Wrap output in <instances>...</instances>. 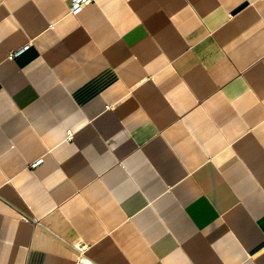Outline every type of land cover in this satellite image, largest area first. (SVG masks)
<instances>
[{
    "label": "crops",
    "instance_id": "0c3cea01",
    "mask_svg": "<svg viewBox=\"0 0 264 264\" xmlns=\"http://www.w3.org/2000/svg\"><path fill=\"white\" fill-rule=\"evenodd\" d=\"M72 1L0 0V264H264V0Z\"/></svg>",
    "mask_w": 264,
    "mask_h": 264
},
{
    "label": "built area",
    "instance_id": "2783aa9c",
    "mask_svg": "<svg viewBox=\"0 0 264 264\" xmlns=\"http://www.w3.org/2000/svg\"><path fill=\"white\" fill-rule=\"evenodd\" d=\"M93 0H73L70 4V11L72 13H76L78 12L79 9H81L82 7H84L86 4L92 2ZM18 55V53L16 54H12L10 55V58H16V56ZM110 106H107L106 108L109 109Z\"/></svg>",
    "mask_w": 264,
    "mask_h": 264
},
{
    "label": "water",
    "instance_id": "95a60500",
    "mask_svg": "<svg viewBox=\"0 0 264 264\" xmlns=\"http://www.w3.org/2000/svg\"><path fill=\"white\" fill-rule=\"evenodd\" d=\"M239 10V9H238Z\"/></svg>",
    "mask_w": 264,
    "mask_h": 264
}]
</instances>
